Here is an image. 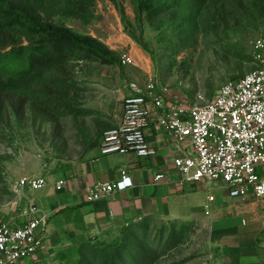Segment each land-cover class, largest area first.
Listing matches in <instances>:
<instances>
[{
  "label": "rangeland",
  "instance_id": "obj_1",
  "mask_svg": "<svg viewBox=\"0 0 264 264\" xmlns=\"http://www.w3.org/2000/svg\"><path fill=\"white\" fill-rule=\"evenodd\" d=\"M35 5L46 24L104 47L112 59L75 50L47 70L45 80L30 83L27 93H0V220L17 223L31 216L43 190L18 182L66 177L75 161L97 151L104 132L119 121L131 82L143 84L152 75L166 99L209 100L224 83L256 67L252 41L264 35V4L257 0L206 4L205 30L180 46L163 33L166 24L153 26L169 15L139 24L133 0H94L85 11H72L68 0ZM125 54L130 62H123ZM59 78L66 86L53 84ZM226 204L220 217L187 222L180 242L168 240V232L173 223L179 231L183 221L152 219L147 235L156 249L153 263L264 264V199L231 198ZM162 226L167 229L158 237ZM119 234L88 229L75 211H61L48 217L45 245L30 264H72L82 248Z\"/></svg>",
  "mask_w": 264,
  "mask_h": 264
},
{
  "label": "built area",
  "instance_id": "obj_2",
  "mask_svg": "<svg viewBox=\"0 0 264 264\" xmlns=\"http://www.w3.org/2000/svg\"><path fill=\"white\" fill-rule=\"evenodd\" d=\"M256 67L224 83L209 100L166 99L157 89L154 76L143 84L130 83L123 101L119 124L104 132L101 154L134 153L138 157L156 155L147 137L151 116L157 128L165 131L182 152L172 158L181 175L180 183L212 181L228 189L237 199H264V35L252 41ZM123 62H130L129 55ZM164 175L157 174L155 179ZM44 176L22 178L19 185L40 189ZM132 185L126 170L117 181L98 182L87 200L95 203L115 189ZM212 195L209 200H213ZM25 222L0 220V264H30L45 245L48 215L32 205ZM210 212L206 205L205 213Z\"/></svg>",
  "mask_w": 264,
  "mask_h": 264
},
{
  "label": "trees",
  "instance_id": "obj_3",
  "mask_svg": "<svg viewBox=\"0 0 264 264\" xmlns=\"http://www.w3.org/2000/svg\"><path fill=\"white\" fill-rule=\"evenodd\" d=\"M68 1L72 11H85L94 0ZM217 1L221 0H133V3L139 24L143 19L154 24L162 16L169 15L167 22L153 26L163 29L166 24L163 33L168 40L174 37L178 39L175 45L180 46L192 33L205 30L204 6ZM257 2L264 4V0ZM35 4L36 0H0V93H27L28 86L32 85L30 83L45 80L47 70L68 60L75 50L109 57L104 47L92 44L71 31H57L46 24ZM62 82L64 80L59 78L53 84L66 86ZM151 222L152 218L145 217L123 225L119 229L120 234L111 241L82 248L72 264H154L156 249L148 241L147 235ZM182 223L179 231L176 223H173L168 240L180 242L186 234L184 225L187 221ZM166 229L162 226L158 237H162Z\"/></svg>",
  "mask_w": 264,
  "mask_h": 264
},
{
  "label": "crops",
  "instance_id": "obj_4",
  "mask_svg": "<svg viewBox=\"0 0 264 264\" xmlns=\"http://www.w3.org/2000/svg\"><path fill=\"white\" fill-rule=\"evenodd\" d=\"M122 114L123 110L117 125ZM155 123L156 115L153 114L147 127V137L155 146L156 155L101 154L99 148L90 156L75 161L71 174L66 177H46L47 183L35 195L34 204L48 217L71 209L91 230H117L145 217L187 222L220 217L226 203L232 198L227 187L204 180L181 184V175L172 158L182 149ZM123 169L131 178L132 185L115 189L98 202L87 200L89 190L96 183L117 181ZM160 173L164 176L155 179ZM210 195L214 197L213 200H209ZM206 205L210 206L208 214L205 213Z\"/></svg>",
  "mask_w": 264,
  "mask_h": 264
}]
</instances>
